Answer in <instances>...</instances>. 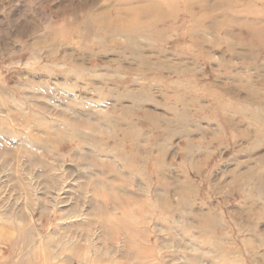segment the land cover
<instances>
[{
  "label": "rangeland",
  "instance_id": "1",
  "mask_svg": "<svg viewBox=\"0 0 264 264\" xmlns=\"http://www.w3.org/2000/svg\"><path fill=\"white\" fill-rule=\"evenodd\" d=\"M155 1L130 41L105 24ZM166 97L216 123L162 136ZM213 109L254 121L252 139ZM253 140L259 0H0V264H264ZM126 199L145 211L134 236L113 220Z\"/></svg>",
  "mask_w": 264,
  "mask_h": 264
},
{
  "label": "clouds",
  "instance_id": "2",
  "mask_svg": "<svg viewBox=\"0 0 264 264\" xmlns=\"http://www.w3.org/2000/svg\"><path fill=\"white\" fill-rule=\"evenodd\" d=\"M249 7H255V4L248 5ZM259 6L264 8V0H259ZM247 95V94H245ZM171 97H166L164 102L157 103V107L160 110L169 111L170 113L174 112L175 115H172L170 119L163 118L162 124L157 128V131L162 135L167 137L169 131L172 130L174 133V138L180 139L184 135L191 134L192 126L195 124H204L211 123L215 124L216 119L210 115H205L202 113L201 109L194 106L184 105V110L176 108L170 103ZM237 106L239 107L244 103L243 100L237 101ZM212 111H219L222 113L223 118L227 125L237 129L238 134L242 138V142H247L252 139V133L257 128V125L254 121L247 122V128L244 127V117L243 114L239 111L237 112H224L222 109H213ZM252 149H255L252 152ZM249 151L251 154L256 156H264V142L252 141Z\"/></svg>",
  "mask_w": 264,
  "mask_h": 264
},
{
  "label": "bare ground",
  "instance_id": "3",
  "mask_svg": "<svg viewBox=\"0 0 264 264\" xmlns=\"http://www.w3.org/2000/svg\"><path fill=\"white\" fill-rule=\"evenodd\" d=\"M159 3L160 2L155 1L154 4H151V5L147 4L148 7H145V5L144 6L130 5V7H128V9H129L128 11L118 13V17L120 18L119 24L118 23H112L113 20H107V22H105V24L108 26L113 25L114 31L117 30V33L123 32V33L128 35L130 33L129 31L131 29H138L139 28V24H140L139 17L141 15L145 14V12L152 11L153 9H155L156 10L155 14L159 13L158 12V11H160L159 10L160 8L158 7ZM167 12L169 13V11H167ZM156 19L157 18H153L151 21L146 22V23L153 24L154 23L153 21ZM142 22H145V20ZM132 39H133V36L131 34H129L128 40L130 41ZM70 89H71V87H70ZM73 124H75V123H73ZM122 133L127 134L128 132H127V130H123ZM45 149L49 150L48 147H45ZM49 151H51V149ZM128 160H129V158H128ZM129 161H131V160H129ZM129 201L130 200L126 199L123 202L124 206L122 207L121 214L117 217H113L114 222L118 223L119 225L121 224L124 227L128 228L129 231L126 230V232H125L127 234V236L133 235L134 231H133L132 227H133V224L136 223V221H145V211L143 210L144 208L132 206L129 203ZM135 201H136V199H135ZM136 203H138V204L143 203L144 207H145V199H142V198L138 199L136 201ZM130 238H132V237H130Z\"/></svg>",
  "mask_w": 264,
  "mask_h": 264
}]
</instances>
